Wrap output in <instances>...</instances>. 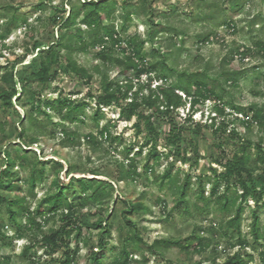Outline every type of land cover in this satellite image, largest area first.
Instances as JSON below:
<instances>
[{
    "label": "rangeland",
    "instance_id": "374dc122",
    "mask_svg": "<svg viewBox=\"0 0 264 264\" xmlns=\"http://www.w3.org/2000/svg\"><path fill=\"white\" fill-rule=\"evenodd\" d=\"M82 1L85 0H0V34L12 16L19 18L18 25L8 37L0 39V174L5 169L10 170L6 184L13 186L11 189L0 188V194L6 198L0 203V264H63L67 252L73 259L71 264H95V253L103 264H117L126 247L133 252L131 264H141L145 256L148 259L146 264H193L198 260L210 264L215 257L224 261L230 252L236 251L253 254L254 260L250 264H264V239L262 244L255 242L250 233L255 211L260 214L264 230V198L259 203L252 197L244 201L241 228L250 241L247 248L239 245L230 248L229 237L207 230L214 224H226L228 218L218 210L215 199H210L209 205L203 201L196 205L199 178L214 176L213 169L225 171L219 162L225 164L240 146L237 137L229 136V129L237 128L242 136L255 142L249 149L253 155L250 166L256 168L253 170L255 178L264 173V141L262 151L256 144L259 139L264 140V130L259 129L258 122L252 119L249 120L252 128L248 129L242 123L248 118L230 104H225L233 101L247 113L253 104L264 107V51L255 43L264 40V0H244L243 5L235 9L231 8L230 0H128L127 11L132 15L126 23L128 13L122 8L123 0H111L116 4L115 28L126 37L135 34L145 37L150 18L163 23L155 45L146 43L147 60L158 59L155 49H159L168 54L170 66L189 72L205 71L211 76L209 80L217 77L223 69L244 72L235 87L230 83L223 85L222 100L212 97L200 101L195 107L187 103L172 112L177 124L189 127L180 143L175 145L167 140L171 129L168 119L157 117V134H150L144 125L139 131L136 126L138 118L127 119L117 104L103 106L100 112H96V100L104 94L105 77L108 80L124 79L120 68L96 59V52L102 49V45L72 54L79 66L88 71L89 77L76 74L65 57L51 68L47 82L30 77L38 67L41 49L46 54L48 46L67 32L62 26L63 13L57 8H65L68 15L70 7H78ZM80 27L87 28L78 21L73 27L74 32ZM208 35L209 39H205ZM84 37L92 39L86 34ZM66 53V49L61 52L62 55ZM154 74L142 73L141 82L150 81L153 86L157 85L161 80L157 81ZM165 76L169 83L177 86V72ZM14 89L17 95L9 100L7 93ZM59 97L85 104L82 119L63 122L60 113L46 106V102ZM216 104L224 105L225 115L217 114ZM38 105L48 110L52 117L33 112ZM190 114L193 121L186 120ZM214 117L216 125L212 127ZM224 119L230 122L228 131H217L216 127ZM198 123L203 126L195 133L194 127ZM104 128L111 136L101 134ZM21 130H24L22 137ZM91 134L97 137L96 144L89 142ZM33 138L36 142L31 143ZM141 147L142 154H138ZM224 149L226 154L222 153ZM179 151L186 152L187 157L184 158ZM8 153L15 161L14 166L7 165ZM154 155L162 156L155 161ZM130 159L136 161L138 176L121 181L122 171L130 168ZM146 164L154 169L146 170ZM168 170L178 175L177 182L161 180ZM32 174L37 176L35 184L31 182ZM189 174L192 184L185 198L189 203L187 206L182 198V184ZM73 175L114 182V196L100 205L81 207L76 181L67 190L69 200L76 204L74 219L77 224L73 221L71 227L83 223L92 225L105 219L104 224L111 226L105 247L99 245L101 230L87 226L83 227L80 237L74 229L70 237L63 236V241L60 238L59 247L46 242L44 237L64 224L60 221V212L54 215L47 210L44 217H37L41 227L25 231H19L18 224L10 218V199L22 197L25 206L34 211L46 196L58 191L60 184L69 183ZM205 185L206 196H209L211 184L205 182ZM122 197L142 201L149 208L128 214L136 222L143 241L126 243L131 237V227L123 215L128 207ZM180 200L182 203H178ZM44 207L48 209L49 205L44 203ZM17 218L21 224L28 221L27 214L21 210ZM200 227L203 236L212 238L210 247L201 254L186 253L178 248L152 254L148 249L157 239L186 237ZM237 238L233 241L236 242ZM28 245L32 248L26 251Z\"/></svg>",
    "mask_w": 264,
    "mask_h": 264
},
{
    "label": "trees",
    "instance_id": "16d2710c",
    "mask_svg": "<svg viewBox=\"0 0 264 264\" xmlns=\"http://www.w3.org/2000/svg\"><path fill=\"white\" fill-rule=\"evenodd\" d=\"M128 0H123L122 8L127 11ZM244 0H230L231 8L235 9L243 5ZM116 4L111 0H85L82 1L78 7H70L68 15L65 8H57L62 13V26L66 28L67 32L58 37V40L51 43L47 48V53L41 49V53L38 58V67L36 71L32 72L30 77L37 78L41 82H47L50 79L51 68L60 61L61 57H65L69 67L81 77H89L88 71L79 66L78 62L73 59L72 54L74 52H87L91 47L102 45V49L96 52V59L102 61L105 64H112L115 67L120 68L121 75L124 77L123 80H108L107 77L104 79V94L99 96L96 100V112L101 111L103 106H111L117 104L121 108V113L127 119H131L134 116L138 118L136 126L139 131L142 130V126L150 134H157V117H163L168 119L171 129L168 133L167 140L171 144H178L183 139V134L189 131V127L186 124H177L175 118L172 117V112L182 106H186L190 103L191 107H195L200 101L206 99L216 98L219 100L223 99L221 94L222 90H225L224 84H232L233 87L238 85L240 78L244 72L232 71L230 69H223L217 77L209 80V74L205 71H194L189 72L187 70H177L176 68L169 65L168 54L162 53L161 50L155 49L158 54V59L147 60V53L145 50L146 43H151L153 46L156 43L158 35L162 32L163 23L150 18L149 29L145 37L140 34L133 36H124L120 31H117L114 24ZM128 16L124 22L130 19L132 13L127 11ZM66 15V16H65ZM27 21V19H23ZM79 21L80 25H85L87 28L83 30L81 27L77 32H74L73 27ZM19 23L17 16H12L6 24L5 29L0 34V39H6L12 32L13 27H16ZM123 28V32H124ZM92 38L91 40L86 39L84 36ZM209 35L205 39H209ZM257 47L264 51V40H258L255 42ZM120 48L121 50H119ZM66 49L67 53L62 55L61 52ZM131 52L128 53L127 50ZM248 51V50H247ZM99 70V69H98ZM144 72L155 73L154 77L157 81L160 79L157 85L153 86V83L141 82V74ZM177 72V86L173 83H169L166 73L174 74ZM165 78V80H164ZM12 81L14 78L12 77ZM135 79L138 82H135ZM178 91H182L180 93ZM230 93V92H229ZM185 94V96H184ZM8 99L11 100L13 96L17 95V90L14 89L7 93ZM190 101V102H189ZM42 104V103H41ZM234 110L243 113V117L248 118L242 122L243 125L247 126L248 129L252 128L250 119L257 121L258 128L264 130V107H260L257 104H253L249 107V113L244 112L242 106H237L233 101L229 103ZM46 106L50 110H54L61 114L62 121L75 122L81 120L85 114V104L78 103L68 98H57L53 102H46ZM224 106V105H223ZM223 106L218 104L215 105L214 109L217 114L225 115V109ZM33 112H38V115H46L52 117L48 110L43 109L41 105L33 109ZM252 114L250 116L249 114ZM33 120V117L31 118ZM97 119V118H96ZM213 118V122L210 126L216 125ZM187 121H193L191 114L186 117ZM240 122L241 118L238 119ZM186 121V122H187ZM229 121L226 119L216 127V130L228 131ZM203 125L196 124L194 127L195 133H198ZM229 136L231 138H238L240 146L236 148L229 160L224 165L225 171L218 172L217 169H213L214 176L208 178H199L198 186L199 193L197 194L196 205H200L199 202H204L206 205L215 199V204L219 211L227 215L226 224L220 223L211 225L207 228L209 232L215 233L220 232L221 235L229 237L231 243L230 248L239 245L241 248H247L250 245V241L246 235L242 232L241 222L242 215L245 211L244 201L253 198L256 202H260L264 198V173H261L255 178L253 170L256 168L251 167V161L253 155L249 152V149L255 142L247 136H242L237 128L229 129ZM66 134H69L64 129ZM103 136H111L109 130L104 128L101 131ZM24 135V130H21L20 137ZM89 142L96 144L97 137L91 134L89 136ZM116 139V138H115ZM263 138L259 139L256 144L258 150H263ZM36 142V138L31 140V143ZM147 145V143H146ZM26 146V145H25ZM30 146V144H28ZM143 147L139 148L137 153L142 154ZM130 151V150H129ZM151 153V152H150ZM181 155L186 158L187 153L182 151ZM222 153L226 154L227 151L224 149ZM150 155V154H149ZM162 155H154L155 161H159ZM264 161V156L263 159ZM129 169L123 170L120 180L135 179L138 176L137 165L135 159H130ZM7 165L14 166L15 161L10 157L8 153ZM151 168L149 164H146V170ZM10 170H3L0 174V188H12L10 183L7 186L6 181H9ZM96 175V173H95ZM235 177V182L232 180ZM36 174H32L31 182L35 184ZM191 175H187L182 184V198L183 201L189 206L187 197L188 191L191 187ZM162 181L171 180L172 182L178 181V175L173 174L172 170H168L161 177ZM202 180V181H201ZM76 181L81 194V207L89 205H100L106 200L114 196V182L105 181L98 177H76L73 175L71 180L67 184H60L59 189L56 193L46 196L43 201L38 204L36 210L32 211L29 207L25 206L24 198L16 197L9 200V214L11 220L18 224V230H31L33 227H41V223L37 221V217H44L49 211L54 215L60 212V221L64 223L61 227L44 237L45 241L52 244L53 247H59V239L63 236L70 237L76 229L77 237L82 235L83 227H98L101 230V239L99 245L105 247L107 245L106 235H111V226L104 224L105 219H100L92 225L83 223L81 226L71 227V224H77V220L74 219L76 214V204L69 200L67 190L71 187L72 183ZM200 182V183H199ZM205 182L211 184L209 196H206ZM223 186V190L220 187ZM127 203V209L123 212L124 218L127 221V225L130 226L131 237L126 239V243L130 240L135 242L143 241V238L138 230L137 224L133 221L128 214L136 213L140 210H149L148 206L142 201H134L122 197ZM4 195L0 194V203L5 201ZM44 203L49 205V208L44 207ZM182 203V200L180 202ZM201 207V206H199ZM25 212L28 216L26 224H21L18 221V211ZM48 210V211H47ZM71 227V228H70ZM201 227L196 230L192 235L186 237H168L160 238L155 240L148 246L149 251L152 254H158L160 250H166L170 248H178L179 250L186 253L201 254L210 247V241L212 238L209 236H203ZM251 236L255 242L262 244L264 239V230L262 229V222L259 212L255 211L252 214V223L250 228ZM25 235V234H24ZM237 238L234 242L233 239ZM264 246V243L262 244ZM32 248L31 245L27 246V250ZM247 253V252H246ZM264 254V252H262ZM133 252H130L128 248H124L120 260L117 264H131L130 257ZM95 264H103V261L98 258L97 254H94L93 258ZM254 260V256L251 253L243 254L239 251L229 253L224 261H218L215 257L210 264H250ZM73 261L71 255L67 252L66 260L63 264H71ZM148 261L147 257L141 264H146ZM193 264H203L202 260L195 261Z\"/></svg>",
    "mask_w": 264,
    "mask_h": 264
}]
</instances>
